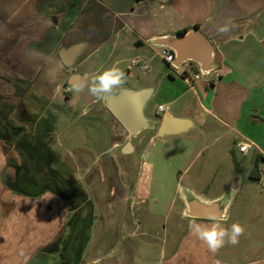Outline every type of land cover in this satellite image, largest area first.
Here are the masks:
<instances>
[{"label":"crops","instance_id":"crops-1","mask_svg":"<svg viewBox=\"0 0 264 264\" xmlns=\"http://www.w3.org/2000/svg\"><path fill=\"white\" fill-rule=\"evenodd\" d=\"M229 21L235 27L226 34L219 33L218 28ZM194 27L214 48L215 68L199 80L183 78L181 68L166 61L165 51L169 49L150 45L153 38L175 36ZM81 42L85 44L82 52L72 67H66L60 50ZM125 51L137 53L131 65H125ZM157 57L164 60L168 70L159 69ZM137 61L139 65H135ZM113 65H118L126 78L138 66L144 74L154 75L147 85H124L121 89L159 90L162 101L158 108L163 106L164 111L157 108L155 114L161 118H188L193 128L196 116L200 124L217 123L234 140L231 153L236 158L238 154L256 155L255 163L240 166L249 177L258 163L260 175L255 182L264 188V0H0V104L14 101L17 87L25 90L21 100L31 89L47 102L61 94L68 100L73 84ZM163 86L167 91H162ZM96 101L93 96L90 105ZM75 126L70 120L63 135L52 132L48 147L52 168L83 190L79 181L90 168L84 163L95 154L85 147L63 145L64 139H76ZM240 144L249 145L246 153L239 152ZM16 149L0 138V264H52L48 250L56 246L55 255L59 256L74 211L56 192L28 197L7 187L9 181H15L21 163ZM244 187H225L217 196L199 197L211 202L230 192L231 200L220 222L225 227L234 222L244 226L245 233L237 245L226 244L211 253L190 234L193 218L184 212L187 224L182 239L157 264H264V209L255 196L242 191ZM93 215L91 226L98 218L95 209ZM122 229L120 224L118 232ZM94 236H90L80 264H96L98 258L89 259L95 249L104 251L111 263L124 264L122 255L116 258L119 242L108 248L106 240L98 244ZM124 245L128 249V243ZM130 264H140L139 257Z\"/></svg>","mask_w":264,"mask_h":264},{"label":"rangeland","instance_id":"rangeland-1","mask_svg":"<svg viewBox=\"0 0 264 264\" xmlns=\"http://www.w3.org/2000/svg\"><path fill=\"white\" fill-rule=\"evenodd\" d=\"M125 52L128 60L125 65H131L137 53ZM155 64L159 69H169L159 57ZM132 69L133 74L127 77L125 84L127 87L139 88L154 77L144 74L139 66ZM91 79L85 78L78 83L87 85ZM71 89L68 100L61 94L52 102L38 98L31 89L23 100L14 98L17 107L10 120L37 137L52 132L63 135L65 126L73 120L77 127L76 139H64L63 145L85 147L95 154L84 163L90 168L79 181L98 216L90 228V236L95 235L98 244L106 240L108 248L119 242L116 258L121 259L122 255L124 264H130L137 257L140 264H157L182 239L187 224L183 217L187 208L183 195L186 189L207 198L219 195L225 187L245 185L242 191L255 196L264 209V188H260L256 180L251 181L243 171L236 170L231 153L235 142L214 121L203 125L196 116V126L189 131L160 137L158 131L163 118L155 114L162 101L158 90L145 109L153 126L132 135L110 112L106 99L96 97V102L85 106L87 87L80 92ZM162 91H167V87L163 86ZM19 134V130H12L9 136ZM128 142L133 150L125 153L123 148ZM256 161V155H237L239 165L247 166ZM31 191H38V188ZM120 224H123L122 233L118 232ZM120 241L127 242L128 249L123 248L125 245ZM131 246L139 248L135 250ZM95 250L89 258L91 261L98 258L99 264H114L104 251ZM55 252L56 246L48 250L52 264L58 258Z\"/></svg>","mask_w":264,"mask_h":264},{"label":"water","instance_id":"water-1","mask_svg":"<svg viewBox=\"0 0 264 264\" xmlns=\"http://www.w3.org/2000/svg\"><path fill=\"white\" fill-rule=\"evenodd\" d=\"M150 45L172 50L175 55L172 65L176 69L183 68L182 66L186 62H192L199 67L202 76L206 77L215 68L213 45L197 27L175 36L153 38L150 40ZM84 46L85 44L81 42L69 48L61 49L59 57L62 63L66 67H72ZM72 80H74V77ZM154 93V87L134 89V91L123 88L115 95L108 97L106 105L124 128L130 134L136 135L153 126L152 120L146 116L144 109ZM92 102L93 95H90L87 90L85 105L88 106ZM193 126L194 123L191 119L167 115L162 119L158 135L164 137L172 134H182ZM123 150L125 153H129L133 150V145L128 142ZM183 195L187 207L185 214L192 218L207 219V217L214 215L224 219L226 207L231 200L230 192H227L219 200L211 202L200 199L189 189L184 190Z\"/></svg>","mask_w":264,"mask_h":264},{"label":"trees","instance_id":"trees-1","mask_svg":"<svg viewBox=\"0 0 264 264\" xmlns=\"http://www.w3.org/2000/svg\"><path fill=\"white\" fill-rule=\"evenodd\" d=\"M198 28V27H197ZM186 30L180 33H185ZM174 54L172 50H169ZM183 78L188 77L185 72L181 73ZM16 98L22 97L24 89L17 87ZM15 101H4L0 104V116L12 127L19 130L20 134L16 139L11 140L6 137L0 127V138L8 144L13 145L21 157V163L17 168L16 179L8 182L7 187L16 193L28 197H38L47 191H53L64 197L69 203L73 216L69 220L67 227L69 231L63 239L62 249L59 251L58 260L55 264H80L82 256L90 239V228L94 218V206L88 200L87 194L73 180H68L60 175L51 166V151L48 147L50 135L44 134L40 137L26 131L23 127H18L10 120L11 115L16 111ZM232 158L237 171H244L237 162V158L232 153ZM43 159L46 161L43 163ZM260 175L258 163L253 167L249 178L257 180ZM38 188V191H31Z\"/></svg>","mask_w":264,"mask_h":264},{"label":"clouds","instance_id":"clouds-1","mask_svg":"<svg viewBox=\"0 0 264 264\" xmlns=\"http://www.w3.org/2000/svg\"><path fill=\"white\" fill-rule=\"evenodd\" d=\"M235 25L229 21L218 28L221 34L228 33ZM127 82L125 72L118 66L113 65L92 77L91 81L85 85L83 83H75L72 88L74 92H80L87 87L89 94L100 99H107L116 94ZM211 223H198L195 218L190 220V234L195 236L199 241L206 245L208 251L217 253L226 244L233 246L239 243V239L245 233V228L239 222H234L230 227H225L220 221L222 217H207ZM96 264H99L97 261Z\"/></svg>","mask_w":264,"mask_h":264},{"label":"built area","instance_id":"built-area-1","mask_svg":"<svg viewBox=\"0 0 264 264\" xmlns=\"http://www.w3.org/2000/svg\"><path fill=\"white\" fill-rule=\"evenodd\" d=\"M165 59L167 62L171 63L175 60V55L170 52L169 50H166L165 51ZM135 65H139V62H135ZM194 65V66H192ZM183 68V71L182 72H185L188 74V76H192L195 80H199L201 79L203 76L202 74L200 73V71H195V64L194 63H190V62H186L183 64L182 66ZM142 69H147L146 66H142L141 67ZM159 112H163L164 111V107L163 106H159L158 108ZM249 149V145L248 144H240L239 145V152L240 153H246ZM261 184L264 185V177L261 178Z\"/></svg>","mask_w":264,"mask_h":264},{"label":"flooded vegetation","instance_id":"flooded-vegetation-1","mask_svg":"<svg viewBox=\"0 0 264 264\" xmlns=\"http://www.w3.org/2000/svg\"><path fill=\"white\" fill-rule=\"evenodd\" d=\"M0 127L3 129L2 131L4 132V134L6 135V137L8 138V139H11V140H14V139H16L17 138V136L16 137H10L9 135H10V132L12 131V130H15V129H12V127L6 122V120L5 119H3L1 116H0ZM74 214V213H73ZM71 219V218H70ZM93 220H94V218H93ZM93 222V221H92Z\"/></svg>","mask_w":264,"mask_h":264}]
</instances>
